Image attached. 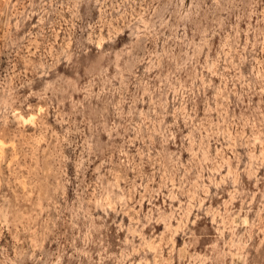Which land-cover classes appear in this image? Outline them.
Masks as SVG:
<instances>
[{"label":"rangeland","instance_id":"rangeland-1","mask_svg":"<svg viewBox=\"0 0 264 264\" xmlns=\"http://www.w3.org/2000/svg\"><path fill=\"white\" fill-rule=\"evenodd\" d=\"M0 264H264V0H0Z\"/></svg>","mask_w":264,"mask_h":264}]
</instances>
